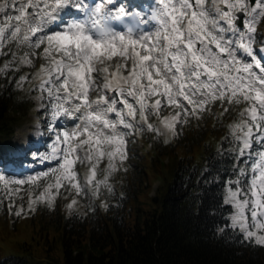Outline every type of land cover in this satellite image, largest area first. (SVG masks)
Returning a JSON list of instances; mask_svg holds the SVG:
<instances>
[{
  "label": "snow or ice",
  "instance_id": "1",
  "mask_svg": "<svg viewBox=\"0 0 264 264\" xmlns=\"http://www.w3.org/2000/svg\"><path fill=\"white\" fill-rule=\"evenodd\" d=\"M262 22L264 0H0V75L14 73L18 89L35 81L36 131L48 140L36 154L45 170L10 172L15 160H0V203L20 216L62 189L76 193L69 211L81 196L114 195L130 138L167 143L219 106L218 119L232 117L221 150L238 161L221 199L231 227L264 246ZM25 67L35 73L17 78Z\"/></svg>",
  "mask_w": 264,
  "mask_h": 264
},
{
  "label": "trees",
  "instance_id": "2",
  "mask_svg": "<svg viewBox=\"0 0 264 264\" xmlns=\"http://www.w3.org/2000/svg\"><path fill=\"white\" fill-rule=\"evenodd\" d=\"M13 74L0 75V143L10 140L30 109L19 99ZM213 125V140L202 143V129L184 132L166 148L167 164L153 161V177L170 178L150 209L138 205L129 183L117 210L116 204L78 215L58 198L20 216L3 210L0 264H264V246L245 248V239L226 226L221 188L236 159L227 143L221 150L227 130L216 127L223 122ZM23 203L27 213L26 195Z\"/></svg>",
  "mask_w": 264,
  "mask_h": 264
},
{
  "label": "rangeland",
  "instance_id": "3",
  "mask_svg": "<svg viewBox=\"0 0 264 264\" xmlns=\"http://www.w3.org/2000/svg\"><path fill=\"white\" fill-rule=\"evenodd\" d=\"M39 67V64H37V68ZM31 71H32V74H34L35 73V69H31ZM38 120H43V117L41 116V115H30L29 116V120L21 127V129H22V131L21 130H19L18 129V131H16V132H19L18 134H17V136H16V133H15V137L13 138V141H12V146H16L17 145V147H23V146H25V138L28 136V135H31V132H32V130H33V127L34 126H36V124H37V121ZM44 136V135H43ZM45 138H44V140H46V141H48L47 140V137L46 136H44ZM161 138H167L166 136H161ZM28 139V138H27ZM142 139H135V140H132V146H131V148H130V151H129V154L131 153V152H133L132 153V155L129 157L128 156V160L126 161V163H125V165H124V167L119 171V172H123V170H124V168H128V169H130V168H132V171H131V173L130 174H132V175H134V179L136 178V173L135 172H138V171H136L137 169H138V167L142 164V163H144V160H145V158H143V157H141V156H139L138 155V150H139V146L138 145H140V148L141 149H149V147H146V144L145 143H143V144H139V142L141 141ZM45 146H46V144H44ZM22 151V150H21ZM45 150H43L42 151V153L44 152ZM4 152H7V150L6 149H4ZM23 154H25V152L23 151L22 152ZM128 154V155H129ZM26 155V154H25ZM35 154H32L31 155V164L29 165V167L27 168L28 170H30V171H38L37 169L36 170H33L34 169V167H38L37 165L35 166V164L37 163V159L35 158V156H34ZM29 171V172H30ZM83 172H84V168L82 167V169H81V176H82V174H83ZM141 173V172H140ZM28 174V173H27ZM26 174V175H27ZM235 178V177H234ZM234 178H232V179H234ZM231 180V179H230ZM229 181V180H228ZM228 181L226 182V184L228 183ZM138 183H140V185H145V183L143 182V181H141V179H140V181L138 180ZM226 184H225V186H226ZM158 186V182H155L154 183V189L156 188ZM225 186H224V188H223V193H224V191H225ZM61 193H63V194H65V195H68V191H64V190H61ZM153 194H154V190L152 189V192L150 193V196H153ZM25 200V199H24ZM82 200L83 201H85V199L82 197ZM19 201V200H18ZM82 205V203L81 202H79V201H77V204H76V206L73 208V210H76L77 212H80L81 211V206ZM227 206V205H226ZM230 207V206H229ZM228 219H229V224H230V214H229V217H228ZM230 226H231V224H230ZM239 230V229H238Z\"/></svg>",
  "mask_w": 264,
  "mask_h": 264
}]
</instances>
